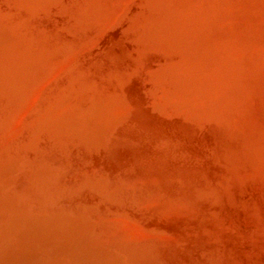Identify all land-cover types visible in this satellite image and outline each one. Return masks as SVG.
I'll return each instance as SVG.
<instances>
[{"label": "bare ground", "instance_id": "1", "mask_svg": "<svg viewBox=\"0 0 264 264\" xmlns=\"http://www.w3.org/2000/svg\"><path fill=\"white\" fill-rule=\"evenodd\" d=\"M10 1H8V3ZM16 1L18 2L17 4L25 2V0H14V2ZM46 1L45 2L48 3L49 0ZM58 1L57 3L55 2V4L61 6ZM67 1L70 2V0ZM79 1L80 3L84 1V5L87 3L86 7L88 8L89 5L96 0ZM97 1L102 2L101 0ZM45 2L42 1L40 4L37 3V5H41L42 7L43 5H47L45 8L43 7L47 9L49 3L44 4ZM51 2L52 1H50V3ZM110 2L113 3V1ZM121 2L117 5H121ZM136 2H133V4L136 3L135 5L132 4L127 9L124 8L123 11L121 10L122 8L115 3L114 8H116V10L114 14L117 15H115L116 17H112L113 23L108 24L107 27H104L105 24L102 23L103 29H101V27H99L100 25L97 27L94 24L97 21L95 20L93 24L97 28H100L96 29V31L91 28L92 25H88L90 22H88L86 26L84 25L88 20L85 22L83 21V23L81 22V20L87 19L82 17V15H84L83 10L81 12V14L83 13L82 15H78L75 11L78 16H73V19L69 16L68 19L66 18L67 20L65 17H62L63 20H56V24H54L58 28L57 32H51V30H49V35L53 34L52 38L49 35V38H45L47 35L42 29L43 22L41 23L38 18H36L35 21L31 18L30 20L28 17H31L32 13H28V11V16L26 18L27 24L23 26L24 31L22 30L23 35L26 34V38L24 37L25 40L20 42L17 41L18 38L15 40L14 31L9 29V22H7V24H9L8 29L6 27L4 29L0 26V264H227L237 247L236 245L240 243H235L231 240V238L224 234V230H221L216 223V218L218 216L217 210L222 207L220 201H222L223 195H221L220 190H225V188L228 189V186L234 181L242 182L256 172V169H258L254 164L256 157L254 158V156L247 153L253 157L254 161L252 162V159L249 160L248 157L245 158V156L242 155L243 152L242 154H229L228 151H230V149L228 151L226 150L228 154L223 156V165L220 164L227 172L225 173V179L223 180V176L221 175L220 180L223 181L215 188L209 189V187H200L199 180L201 181V178L205 180L203 179L204 176H209V173H207V175L205 174L206 169L214 168V166L217 165V163H212L216 157L215 152L213 151V153L211 150L203 148V146L201 147L200 145L203 141L200 142L201 144L199 143L200 145L186 141L184 137L182 138V136H180L179 130L172 128L168 123L171 116L161 115L162 113H159L161 108L158 109L157 112V109L153 110L150 107L149 102L146 100L149 96H139L130 89H123V94L120 92V85L118 86V84L121 83L117 81L121 73L117 65L121 63L120 60L122 61L118 53L119 46L121 45L120 41L123 36L128 38L131 33L130 31H135L137 28L139 29L138 32L140 35L146 36L150 41L151 39L157 38L162 39L163 42L165 41L166 46L170 47H166L168 50L175 48L176 44L181 47L178 49L181 54L178 53L179 55H174L176 56L175 62L172 61L169 56L170 59L164 55L166 60L169 59L174 63H170V61V64L168 63L167 66H165L166 60H163L164 67L167 68L163 69L161 66L156 65V67H158L154 69L158 70L161 67L163 71L160 69V74H164L166 77L168 73L166 70L172 68L174 65V67L183 69L184 71L186 69L187 73L190 75L192 74L191 76L196 79V84L191 86L193 90L189 91V93L191 92V95H193L191 96L192 100H190H194L190 102L191 106L188 105L191 107V110L187 112L190 113L189 115L191 117L188 118L185 116L188 114L185 110L186 114H182L185 121L188 119L191 120V118H206L219 123H226L228 115H233L234 113H231L237 111L239 105H242L241 102H245L248 93L247 96L245 95L246 98H244L243 102L244 85L242 86L238 80H235L236 75L233 73L225 76L222 73L217 74L216 71L217 75L213 73L212 75L209 74V70L207 71L202 67L198 68V63L203 60L207 49L206 47H202V50L196 52V50L192 48L189 49L193 47L191 42L188 43L189 45L186 43L187 39L189 40L190 38L193 39L196 37L202 25H210L211 22L214 21L210 17L214 9L211 7L212 10L210 9L211 12L209 11V13H211L210 16L208 13H204V15L201 13L203 17H200L199 10V12L195 13L193 12L195 9L190 11L186 8V5L185 7L181 5V7L185 8H183L184 10L178 6L180 7L179 9H181V13L180 11H176L175 5L177 4V0H138ZM196 2L197 1H193V4ZM1 3H3L4 7V4L7 2ZM30 3L26 4L29 6ZM53 3L51 4L54 7ZM97 3L98 2H96V4ZM213 3L216 2L213 1ZM31 4L30 6L32 7ZM69 4H71V2ZM179 4H181V1ZM9 6L10 5H8V8ZM63 6L65 8L67 4ZM69 6L70 5H68V8L64 9L62 15H66V13L67 15L74 14V12H69L70 14H68L66 11L70 9ZM91 6H93V3ZM202 6L203 5H201V7ZM15 7L17 6L15 5ZM18 7L20 6L18 5ZM49 7L47 10L50 11ZM56 7L54 8L57 9ZM62 7H58L60 11H62ZM78 7L80 6L78 5ZM223 7L224 6H220V9L225 8ZM110 8L111 6H109V10ZM205 8L203 7L204 10H206ZM19 9H14V11H16L13 13V16L16 17L15 19H18V21L19 19L24 20L27 15L24 13L26 6ZM77 9L78 8H75V10ZM80 9L83 8H79V10ZM105 9L106 6L103 9L104 12ZM9 11L11 13V10ZM80 11H78L79 14ZM234 11L235 10H233V12ZM3 12L8 13L6 10ZM182 12L184 13L182 14ZM47 13L51 14V11ZM53 13H56V10L55 12L53 11ZM102 13L103 12H101V14ZM240 13L242 14V12ZM224 14H227V12ZM46 15L48 14H45L44 17H46ZM88 15H90V13H88ZM103 15L101 18H103ZM111 15H113V13ZM214 15L212 17H214ZM46 18L49 19L50 17ZM89 18L91 19L92 17L90 16ZM112 18L110 16V19ZM170 18L174 21L177 20L176 24L179 22L182 23L180 26H183V28L181 27L182 29H180L184 34L176 35L178 30H175V33L171 32L170 29L173 28L170 24ZM52 19L54 18L52 17ZM52 19L50 20L53 21ZM95 19L100 18L96 17ZM0 22H3V20ZM102 22L105 23V21ZM3 23L6 24V21L4 20ZM213 23L214 22H212V24ZM13 24L14 23H12V25ZM173 24L175 25L174 22ZM214 25L215 24H213V26ZM39 26H42L41 30H43V32L40 31V28H38ZM175 26L177 28L179 27L177 25ZM175 26H173L174 29H176ZM17 28L18 27L14 29L18 30ZM51 28L53 27L51 26ZM205 28L206 27H204V29ZM213 28L215 29V26ZM20 29L18 32H20ZM223 29L225 30V28ZM201 32H203V29ZM233 32L231 30V33ZM247 32L249 33V30H247ZM223 33L224 32H222V35ZM16 37L18 36L16 35ZM135 38L136 36L134 39ZM148 39L146 40L147 42ZM196 39L193 43L198 44L196 42L199 38L197 37ZM208 39L206 36L205 41H209ZM158 41L160 43V40ZM158 41L155 42L158 43ZM199 41H202V39ZM153 42L151 43L153 44ZM227 42L228 41H226V44ZM233 42L236 44L235 39ZM233 42L232 45H234ZM143 44L145 45L146 43ZM228 44L230 45V42H228ZM163 45L161 46L163 47ZM163 48H165V46ZM166 48L163 50L166 51ZM194 48L196 47L194 46ZM154 49L155 48H153L152 51H154ZM188 49L191 55H189V52H186L187 54L189 53L188 55L185 53ZM262 49L264 48H261V50ZM157 50L159 52V49ZM157 50H155V53ZM215 50H219V48ZM235 50L236 48H233V50L231 49L233 52ZM223 52H226L225 49ZM141 53L143 54V51ZM170 53L173 54L172 51ZM174 53L177 54L176 51ZM254 53L257 52L255 51ZM163 54L164 53H162V55ZM231 54L229 53L230 58L232 57ZM146 58L149 59L147 56ZM256 58L254 59L258 60V57ZM262 59L263 57L261 60ZM209 60L211 61L208 57V61ZM205 61L207 63V60ZM159 62L160 60L158 64ZM237 62L239 63V61ZM210 64L211 63H208L207 65L210 66ZM229 65L233 69L234 65L232 66L230 63ZM144 66H146V63ZM150 66L152 65L150 64ZM208 66L205 67L209 68ZM226 69L229 70V68ZM212 70L215 69H211V71ZM184 71L182 72L184 73ZM229 72L231 71L229 70ZM187 73L185 71L184 75ZM160 74L158 75L159 77ZM133 76L135 77V75H132V77ZM136 77L138 78L137 75ZM173 77L175 76L173 75ZM243 78L241 77L240 80ZM236 79H238V77ZM127 80L131 82L130 79ZM152 80L154 81V78ZM128 81L125 84H128ZM160 83H162V81ZM190 83L193 84V81H190ZM187 85L188 84H186V86ZM157 86L155 88H157ZM163 87L162 89H164ZM159 88L161 87L159 86ZM198 89L205 91L199 94L198 92L201 91ZM159 91H161V89ZM120 95H123V98ZM182 95L185 94L182 93ZM175 102L173 104H176ZM246 106L250 108L249 104ZM241 109L243 108L239 110ZM192 110H195V113L191 112ZM238 114L240 115V113H237V117L239 116ZM178 115L180 117V114ZM241 116L242 115H240V117ZM260 119L262 120L261 117ZM177 120H180V118ZM229 121L230 120H228V122ZM248 121L249 123L251 122V120ZM200 123L203 122L200 121ZM258 125H260V123ZM254 126L252 124L251 128H254ZM230 127L228 129L225 128V131L227 132ZM233 127L235 128V126ZM202 130H204V128ZM212 130H214V128H212ZM262 130L257 131L264 132V129ZM221 134L222 133L219 135ZM193 136L195 137V134ZM226 136L228 139V134ZM228 142H231V140ZM232 143L233 142H231V144ZM241 144L242 143L239 145ZM228 146L227 144V147ZM261 148L258 147L259 150H261ZM240 149L238 148V150ZM226 151L224 152L226 153ZM203 172L204 174H202L203 176L201 177V173ZM253 175L256 176L257 174L255 173ZM217 176L218 175H216V177ZM260 181L262 182V180ZM206 182L208 181L206 180ZM235 190H237V188ZM234 196H237V194H234ZM227 200L228 199L224 201L228 203ZM226 203L225 205H227ZM217 206L220 207L218 208ZM230 207L232 208V206ZM246 207L244 206V208ZM251 212L253 213V211ZM251 212L249 215L252 214ZM222 214L224 215V213ZM257 214L254 213V215ZM241 215H244V212ZM221 219L219 220L220 222L223 221H221ZM242 220H244V218ZM260 223L261 222H259V226L262 225ZM250 224L253 225L252 222ZM230 226H232L231 223ZM226 229L228 230V228ZM238 229L239 228L236 230ZM233 230L231 229V231ZM258 230L260 229L258 228ZM229 233L231 232L229 231ZM233 233L234 232H232V234ZM235 233L237 234V231ZM239 234H241V232L237 235ZM247 236L250 238L254 237ZM257 239L259 238L257 237ZM239 241L242 240L239 239ZM251 241L252 239L250 240V244L253 246L254 244ZM242 242H244V240ZM261 242L264 241L261 240ZM238 260L239 259H237V261ZM244 260L246 261L247 259Z\"/></svg>", "mask_w": 264, "mask_h": 264}, {"label": "rangeland", "instance_id": "2", "mask_svg": "<svg viewBox=\"0 0 264 264\" xmlns=\"http://www.w3.org/2000/svg\"><path fill=\"white\" fill-rule=\"evenodd\" d=\"M1 2H7L8 3V1H10V0H7V1H5V0H0ZM42 1L43 2H45L46 0H25V2L24 3H22V4H24L25 6H26V9H25V12H24V9H23V12L25 13V15L27 14V11H28V13H32V15H31V17L29 16L28 18L30 19H32V20H36V18H38L39 19V21H41V23H42V26H43V28H42V26H39L38 28H40V31H42L43 32V30H44V33L47 35L45 38H49V36L52 38L53 37V34H50L49 35V30H51V32H57V30H58V28L55 26V24H56V20L57 21H59V20H63V18L65 17V19L67 18L68 19V17L69 16H71L70 18H72L73 16H75V15H77V13H78V15H82L83 13H84V15H82V17H85V18H87V19H83V20H81V22L83 23V21L85 22V21H87L84 25L86 26L87 24H88V22H90V24H88V25H92L91 26V28L94 30V31H96V29H100V28H97L99 25V27H101V29H103L102 27H103V24H105L104 25V27L106 26L107 27V25L108 24H110V23H113V16H115V15H117V14H114V12H115V10H116V8H114L115 7V3L116 2H118V0H110V1H113V3L112 2H110L109 0H101L102 2H100V1H93L92 3H93V6H91L92 5V3L89 5V7L87 8L86 6H87V3L84 5L83 4V2H81L80 3V1L79 0H75V2H74V0L72 1V0H70V2H71V4H69L70 2L69 1H67V0H60V1H58V0H49L48 1V3H44V4H48L49 6H51L52 4L51 3H53L54 4V7H56L57 9H58V11H57V9H55L54 7H53V5L51 6V7H49L50 8V11H51V14L50 13H47V12H50L49 10H47L48 9V7H47V9H44L46 6L45 5H43V7L41 6V5H37V3L38 4H40V3H42ZM50 1H52L51 3H50ZM57 1H58V3H60L61 4V6H59L58 4H55V2L57 3ZM77 1H79V2H77ZM106 1V2H105ZM128 1L129 0H122V2H121V0H119V2H121V5H123V6H121V5H117V4H120L119 2L118 3H116V5L117 6H120L122 9V11H123V9L125 8V9H127L129 6H131L132 4H133V2H136V1H138V0H133V1H129V3H128ZM141 1V0H140ZM180 1H181V4H179L180 3ZM191 1V2H190ZM177 0V4L175 5V9H176V11H180V13H181V9H183L184 7H185V5H186V8H188L190 11H193L194 9H195V11H193V12H199L200 13V17L202 16L201 15V13L204 15V13H208L209 14V16H210V14L212 13V15L210 16L211 18H212V20H214V21H212V22H214L213 24H215L214 26H215V29L213 28L214 26H213V24H212V22H211V24L210 25H202L201 26V30L203 29V32H201V30L199 31V33L196 35V37L195 38H190L189 40L187 39V44L189 43V42H191L192 43V45H193V47H188L189 49H193V50H196V52L197 51H200V50H202V47H206V49H207V51H206V55L204 56V58H203V60L202 61H200L199 63H198V68H205V70H209V74H214V75H217V74H223V75H225V76H228V74H230V73H233L234 75H236V78L238 77V79H236L235 78V80H238L239 82H240V84L244 87L243 89H244V95H243V98H242V100H243V102H244V98H246V96H247V93H248V96H247V100L245 99V102L244 103H242L241 102V104L242 105H239V108L237 109V111L236 112H232L231 114H233V115H228V117H232V118H228L227 117V119H226V123H219V122H216V121H214V120H208V119H206V118H191V120H186L185 121V119H184V117L182 116V114H186V112L188 111V110H191V103L190 102H193V101H191L192 100V97L191 96H193V95H191V92L189 93V91L191 90H193V89H191V86H193L194 84H196V79L195 78H193L190 74H188L187 73V70L185 69V71H186V73L187 74H185L184 75V73H185V71L183 70V69H180V68H177V67H174V65H173V67L172 68H170V69H168V70H170V71H168V70H166L167 72H165V73H167V75H166V77H165V75L164 74H160L161 73V70L163 71V69H166L167 67H164V62H163V60L165 61L166 60V58H165V56L166 57H170L171 58V60L172 61H174L175 62V57L176 56H174V55H179V54H181L179 51H178V49L179 48H181L178 44H176L175 45V48H171V49H167V48H170V47H168V46H166V44H165V41L163 42V40L162 39H151V41H150V39H148L146 36V38L143 36V35H140V33L138 32L139 31V29H137L136 28V30L134 31V30H132V31H130L131 33H130V36L128 37V38H126L125 36H123V38L121 39V41H120V48H119V56H120V58L122 59V61L120 60V62L121 63H118V68H119V71H121V73H120V77H119V80H117L118 81V83H121V84H118V86L120 85V87H119V89H120V92H122V91H124L123 89H130L131 91H133V93H136V94H138L139 96H145L146 97V95H147V97L148 98H150V99H146L145 97V99L147 100V102H149V105H150V107L154 110V109H157V112H158V109H160L159 110V113L161 114V115H163V116H168V117H170L171 119V121L169 120L168 121V123L172 126V128H174V129H178L179 131V134H180V136H182V138L184 137V139L186 140V141H189V142H193V143H197L198 145H200L201 143L200 142H202L203 141V145L201 144L200 146L202 147L203 146V148H206V149H208V150H211L212 152L214 151L215 152V154H216V157H215V160H214V162H212V163H217V165L216 166H214V168H211V169H206V172H205V170H204V172H205V174L207 175V173H209V176H204V178L203 179H205V180H202V178H201V181L199 180V183H200V187H204V188H208L209 187V189L210 188H215V187H217V186H219L220 184H221V182L225 179L224 177L226 176V174L225 173H227L226 171H225V169H224V167H222L221 165H223V156H226L228 153L230 154H234V153H239V154H242V152H243V156H245V158H247L248 157V159L249 160H251L252 159V162L254 161V159H253V157L252 156H254V158L256 157V159H255V161H254V164L258 167V169H260V170H258V169H256V172H254L253 174H257L256 176H254L253 174L252 175H250V177L249 178H247V179H245V180H243V181H245V182H240V181H234L233 183H231V185L230 186H228L229 188L227 189V188H225V190L224 189H222V190H220L221 191V195H223V198H224V196H225V198L226 199H228L227 201H228V203H226V201H224V200H226L225 198L223 199L222 198V201H220L221 203H222V207H220V206H217L219 209L217 210V218H216V223H217V225H218V227L221 229V230H224V234L225 235H227L229 238H231V240H233L235 243H239V244H237L236 246V249H235V251L233 252V254L231 255V257H230V259L228 260V262H227V264H264V259H263V257H264V242H261V240L262 241H264L263 240V238H264V132H262L263 130L262 129H264L263 128V126H264V49H262L261 50V48H264V0H223V2H222V0L220 1V0ZM193 1L195 2V1H197L195 4H193ZM213 1H215L216 3H213ZM248 1V2H247ZM0 2V21H2L3 20V22H4V20L6 21V24H4L3 22H0V26L2 27V28H4L5 29V27L8 29V25L10 24V26H9V29L10 30H13L14 32V35H15V40H17V38H18V42H20V41H23V40H25V38H26V34H24L23 35V33H22V30H23V26H26V18H27V16H28V14L25 16V18H24V20H21V19H19V21H21V22H19L18 21V19H15L16 17H14L13 16V13L16 11H14V9H19V8H24L25 6L24 5H22L21 3H19V4H17L18 2L16 1V2H14V0H13V2H12V0L8 3V5H10L9 6V8H8V5H7V3L6 4H4V7H5V9H4V7H3V3H1ZM32 4H31V3ZM64 4H63V3ZM68 2V3H67ZM72 2H73V4L75 3V4H77V5H73L72 4ZM85 2H87V1H85ZM96 2H98L97 4H96ZM110 2V3H109ZM189 2V3H188ZM206 2V3H205ZM208 2H210V3H208ZM26 3H30L31 5H32V7L30 6V4H29V6L26 4ZM80 3V4H79ZM88 3H90V2H88ZM95 3V4H94ZM101 3H102V5H101ZM107 3V4H106ZM122 3H124V4H122ZM126 3H127V5H126ZM136 3H138V2H136ZM136 3H134L133 5H135ZM185 3V4H184ZM192 3V4H191ZM200 3H201V5H203L202 7H201V5H200ZM221 3V4H220ZM223 3H225V4H223ZM2 4V5H1ZM67 4V7L65 6V8H64V6L63 5H66ZM81 4H83V5H81ZM109 4V5H108ZM215 4H216V6H215ZM13 5H14V7H13ZM15 5L18 7V5L20 6V7H15ZM22 5V6H21ZM68 5H70L69 7H70V9L69 10H66L67 12H68V14H70L71 12L73 13L74 12V14L72 15H67V13H66V15L64 14V15H62L63 14V11H64V9H66V8H68ZM71 5H73V6H71ZM78 5L80 6V7H78ZM181 5H183L184 7H181ZM197 5V6H196ZM232 5H233V7H232ZM237 5V6H236ZM41 8H40V7ZM63 6V7H62ZM96 6V7H95ZM101 6H103V7H101ZM106 6V9H105V12H104V7ZM107 6H108V9H107ZM109 6H111V8H110V10H109ZM113 6V7H112ZM116 6V7H117ZM178 6H180L181 7V9H179L180 7H178ZM194 6H196V7H194ZM209 6V7H208ZM220 6H224L223 8L225 9H220ZM8 9H7V8ZM30 7H31V9H30ZM60 7H62V11H60L59 10V8ZM72 7V8H71ZM74 7V8H73ZM97 7H98V10H97ZM192 7V8H191ZM194 7V8H193ZM202 9H201V8ZM203 7L205 8V7H207L208 8V11H207V8H205L206 10H204L203 9ZM211 7L215 10H212L211 9ZM54 8V9H53ZM75 8H78L77 10H75ZM79 8H83V9H80L79 10ZM85 8V9H84ZM89 8H90V11H89ZM6 10L8 13H4L3 11L4 10ZM40 9H42V10H40ZM53 9V10H52ZM111 9H113V10H111ZM185 9V8H184ZM183 9V10H184ZM193 9V10H192ZM212 10V12H211V10ZM241 9H242V11H241ZM9 10H11V13H10V11ZM19 10H22V9H19ZM43 10H44V12H43ZM47 10V11H46ZM55 10H56V13H53V11L55 12ZM71 10H73V11H71ZM82 10H83V13L81 14V12H82ZM84 10H85V12H84ZM93 10V11H92ZM100 10H101V12H103L102 14H101V12H100ZM199 10V11H198ZM217 10V11H216ZM233 10H235L234 12H233ZM240 10V11H239ZM40 11H42V12H40ZM65 11V12H66ZM77 13H76V12ZM78 11H80V14H79V12ZM95 11V12H94ZM98 11V12H97ZM106 11H107V13H106ZM109 11V12H108ZM204 11V12H203ZM207 11V12H206ZM209 11L211 12V13H209ZM59 12V13H58ZM64 12V13H65ZM70 12V13H69ZM227 12V14H224V13H226ZM240 12H242V14L240 13ZM263 12V13H262ZM2 13V14H1ZM17 13V12H16ZM34 13V14H33ZM36 13V14H35ZM52 13H53V15L55 16H53L52 15ZM87 13V14H86ZM88 13H90V15H88ZM98 13V14H97ZM101 15H100V14ZM109 13V14H108ZM113 13V15H111ZM174 13H175V11H174ZM184 12H182V14H183ZM223 13V14H222ZM4 14H7V15H4ZM10 14V15H9ZM45 14H48V15H46V17H50L49 19L48 18H46V17H44L45 16ZM106 15V16H104V15ZM215 14V15H214ZM4 15V16H3ZM18 15H20V14H18ZM17 15V16H18ZM36 15V16H35ZM60 15H62V16H60ZM77 15V16H78ZM102 15H103V18H101L102 17ZM214 15V17H215V19L217 20H215L214 19V17H212ZM218 15V16H217ZM219 15H220V17H219ZM224 15V16H223ZM229 15H231V16H229ZM2 16V17H1ZM6 16V17H5ZM32 16H34V17H32ZM43 16V17H42ZM54 18V19H52V17ZM58 16V17H57ZM87 16V17H86ZM92 17L91 19L89 18V17ZM109 16V17H108ZM110 16H111V18L112 19H110ZM11 17V18H10ZM63 17V18H62ZM76 17V16H75ZM94 17V18H93ZM96 17H99L100 19H95ZM106 17V18H105ZM116 17V16H115ZM203 17V16H202ZM2 18V19H1ZM4 18V19H3ZM15 20H14V19ZM19 18V17H18ZM42 18V19H41ZM45 18H46V20H45ZM172 18H173V16H172ZM219 20H218V19ZM30 19V20H31ZM48 19V20H47ZM50 19H52L53 21H51ZM66 19V20H67ZM73 19V18H72ZM71 19V20H72ZM93 19V20H92ZM102 19V20H101ZM110 19V20H109ZM201 19H203V18H201ZM263 19V20H262ZM10 20V21H9ZM11 20H13V21H11ZM16 20H17V22H16ZM91 20V21H90ZM95 20H97L96 22H95ZM99 20V21H98ZM101 20V21H100ZM173 19H171L170 18V24H171V27L173 28V29H170L171 30V32L172 33H175V30H178V32H176V35H178V34H184V32H181V29L183 28V26H180V25H182V23H177L176 24V21L177 20H173ZM45 21H46V23H45ZM51 21V22H50ZM73 21V20H72ZM93 21L95 22L94 24L97 26H95L94 24H93ZM102 21H105V23L104 22H102ZM219 21V22H218ZM7 22H9V24H7ZM11 22V23H10ZM24 22V23H23ZM53 22V23H52ZM99 22H101V23H99ZM173 22L175 23V25H177V26H179L178 28L173 24ZM217 22V23H216ZM228 22V23H227ZM230 22H231V24H230ZM237 22V23H236ZM12 23H14L13 25H12ZM16 23V24H15ZM21 23V24H20ZM50 23H52V24H50ZM55 23V24H54ZM98 23V24H97ZM103 23V24H102ZM222 25H221V24ZM234 23V24H233ZM2 24V25H1ZM25 24V25H24ZM44 24H45V26H44ZM217 24H219V25H217ZM7 25V26H6ZM12 25V26H11ZM22 25V26H21ZM228 25V26H227ZM47 26V27H46ZM51 26L53 27V28H51ZM173 26H175L176 27V29H174V27ZM213 26V27H212ZM218 26H219V28H218ZM16 27H18L17 29L19 30L20 28V32H18V30H16V29H14V28H16ZM59 27V26H58ZM95 27V28H94ZM182 27V28H181ZM204 27H206L205 29H204ZM221 27V28H220ZM232 27H235V28H232ZM41 28L43 29V30H41ZM87 28V27H86ZM88 28H89V26H88ZM181 28V29H180ZM217 28H218V30H219V32H218V30H217ZM223 28H225V30L223 29ZM228 28V29H227ZM185 29V28H184ZM214 29V30H213ZM232 30V32H233V30H234V32L233 33H231V30ZM247 30H249V33L247 32ZM24 31V30H23ZM212 32V33H211ZM217 32H218V35L220 36H218L217 35ZM222 32H224L223 33V35H222ZM229 32V33H228ZM129 33V32H128ZM227 33V34H226ZM242 33V34H241ZM135 34V35H134ZM201 36H200V35ZM204 34V35H203ZM209 34V35H208ZM230 34V35H229ZM243 36H241V35ZM248 34V35H247ZM16 35L18 36V37H16ZM22 35V36H21ZM49 35V36H48ZM52 35V36H51ZM138 35V36H137ZM136 36V38L134 39V37ZM143 36V37H142ZM179 36H182V35H179ZM204 36V37H203ZM207 36V39L210 41V43H209V41H205V37ZM247 36V37H246ZM25 37V38H24ZM125 37V38H124ZM199 38L198 39V41L196 42V43H198V44H195V43H193L194 41H196L197 39L196 38ZM202 37V38H201ZM218 37V38H217ZM222 37V38H221ZM225 37V38H224ZM231 37V38H230ZM138 38V39H137ZM155 38V37H154ZM224 38V39H223ZM238 40H237V39ZM124 39V40H123ZM148 39V42L146 41ZM196 39V40H195ZM202 39V41H199V40H201ZM219 39V40H218ZM221 39V40H220ZM235 39V42H236V44H234V42H233V40ZM241 39V40H240ZM248 39V40H247ZM126 40H127V42H126ZM131 40V41H130ZM153 40H154V42L156 41H158V40H160V43H161V45H163V47L165 46V48H166V51H164L165 50V48H163L161 45H160V43H159V41H158V43H156L155 42V44H154V42H153ZM224 40V41H223ZM129 41H130V43H129ZM146 41V42H145ZM226 41H228V42H230V45L228 44V42H227V44H226ZM132 42V43H131ZM134 42V43H133ZM151 42H153V44L151 43ZM224 42V43H223ZM232 42H233V44L234 45H232ZM136 43V44H135ZM143 43H146L145 45L143 44ZM148 43V44H147ZM190 43V44H191ZM199 43H202V44H199ZM216 43V44H215ZM123 44H124V46H123ZM132 44V45H131ZM135 44V45H134ZM144 46H143V45ZM149 44H150V46L152 47H150L149 46ZM183 44V43H182ZM185 44V43H184ZM186 44V45H187ZM207 44V45H206ZM222 44V45H221ZM137 45V46H136ZM140 45V46H139ZM159 45V46H158ZM189 45V44H188ZM187 45V46H188ZM201 45V46H200ZM204 45V46H203ZM212 45V46H211ZM218 45V46H217ZM229 47H228V46ZM121 46H122V48H121ZM136 46V47H135ZM142 46V47H141ZM149 46V47H148ZM156 46V47H155ZM185 46V45H184ZM186 46V47H187ZM194 46L196 47V48H194ZM212 48H211V47ZM215 46H216V48H215ZM222 46V47H221ZM224 46H226L227 47V49H226V47H224ZM251 46V47H250ZM124 47H125V49H124ZM183 47V46H182ZM214 47V48H213ZM219 48V50H215V49H218ZM258 47H259V49H258ZM145 48V49H144ZM153 48H155L154 49V51H152L153 50ZM161 48V49H160ZM228 48H230V49H228ZM233 48L235 49L236 48V50L233 52V51H231V49L233 50ZM238 48H240V49H238ZM132 49H134V50H132ZM135 49H137V50H135ZM141 49H144V50H141ZM157 49H159V52H158V50ZM164 49V50H163ZM175 49V50H174ZM184 49H185V47H184ZM189 49L188 50H186L185 51V53L186 52H189L190 53V51H189ZM210 49V50H209ZM221 49V50H220ZM225 49V51L226 52H223V50ZM246 49H247V51H246ZM133 52H132V51ZM141 50V51H140ZM155 50H157L156 51V53H155ZM162 50H163V52H162ZM169 52H168V51ZM173 52V54L172 53H170L171 51ZM227 50H228V52H227ZM230 50V51H229ZM242 50V51H241ZM259 52H258V51ZM129 51H130V53H129ZM143 51V54L141 53ZM176 51V53L177 54H175L174 52ZM210 51V52H209ZM214 51V52H213ZM257 52L259 55H260V57L262 58L263 57V59L261 60V58L259 57V55L257 54V53H254V52ZM126 52H128V53H126ZM154 52V53H153ZM158 52V53H157ZM166 52H167V54H166ZM222 52V53H221ZM241 52V53H240ZM161 53V54H160ZM162 53H164L163 55H162ZM168 53H170V54H168ZM179 53V54H178ZM188 53V54H189ZM204 53V52H203ZM208 53V54H207ZM226 53V54H225ZM229 53L231 54V53H233V54H231L232 55V57L233 58H235V57H237L238 58V60H237V58H235V59H233L232 57L230 58V55H229ZM123 54V55H122ZM130 54H131V56H130ZM150 54H152V55H150ZM187 54V53H186ZM187 54V55H188ZM218 54V55H217ZM227 54H228V56H227ZM243 54V55H242ZM250 54V55H249ZM162 56V57H160V56ZM165 55V56H164ZM189 55H191V53L189 54ZM227 57H226V56ZM240 55V56H239ZM253 55V56H252ZM122 56V57H121ZM128 56H130V57H128ZM134 57V59H133V57ZM142 56V57H141ZM146 56L149 58V59H147L146 58ZM152 56H153V58H152ZM212 56V57H211ZM220 58H219V57ZM160 57V58H159ZM168 57V58H169ZM208 57L211 59V61L209 60L208 61ZM216 57V58H215ZM224 57H226V58H224ZM256 57H258V60H256L257 58ZM163 58H165V59H163ZM169 58V59H170ZM174 58V59H173ZM220 59V60H218V59ZM254 58H256V59H254ZM260 58V59H259ZM129 59V60H128ZM130 59H131V61H130ZM147 59V60H146ZM169 59H167L166 61H165V66H167V64L171 61V60H169ZM214 59H216V60H214ZM227 61H226V60ZM240 59V60H239ZM250 61H249V60ZM252 59H253V61H252ZM141 60V61H140ZM152 60V61H151ZM160 60V62H159V64H158V61ZM205 60H207V63H206V61ZM218 60V61H217ZM170 62V63H174V62ZM216 61V62H215ZM219 61H220V63H219ZM237 61H239V63L237 62ZM249 61V62H248ZM126 62V63H125ZM204 62V63H203ZM218 62V63H217ZM254 62H255V64H254ZM257 62V63H256ZM128 63V64H127ZM145 63H146V66H144L145 65ZM152 65V66H150V64ZM155 63H157V64H154ZM162 63V64H161ZM169 63V64H170ZM208 63H211L210 64V66H208L207 64ZM215 63H217V64H215ZM224 63V64H223ZM228 63V64H227ZM229 63L233 66V69L231 68V66L229 65ZM120 64V65H119ZM133 64V65H132ZM135 64V65H134ZM201 66H200V65ZM213 64V65H212ZM227 64V65H226ZM245 64V65H244ZM253 64H254V66L255 67H257V68H255L254 66H253ZM263 64V65H262ZM130 65H131V67H130ZM143 65V66H142ZM156 65H158V66H161L158 70H160V71H158L157 69H154V68H157L156 67ZM207 67H209V68H206L205 66ZM223 65V66H222ZM200 66V67H199ZM227 66V67H226ZM247 66V67H246ZM121 67V68H120ZM142 67V68H141ZM219 67V68H218ZM222 67V68H221ZM249 67V68H248ZM254 67V68H253ZM262 67V68H261ZM126 68V69H125ZM136 68H137V73H136ZM144 68V69H143ZM177 70H176V69ZM218 68V69H217ZM226 68H229V70L231 71V72H229V70H227ZM241 68V69H240ZM132 71H131V70ZM138 69H140V70H138ZM175 69V71L173 72V70ZM211 69H215V70H212L211 71ZM249 69V70H248ZM251 69V70H250ZM125 70V71H124ZM153 70V71H152ZM204 70V69H203ZM204 70V71H205ZM225 70V71H224ZM248 72H247V71ZM263 70V71H262ZM144 71V72H143ZM182 71H184V73L182 72ZM216 71H217V74H216ZM155 72V73H154ZM180 72V73H179ZM206 72V71H205ZM245 72V73H244ZM141 73H143V74H141ZM144 73H146V74H144ZM174 73V74H173ZM177 75H176V74ZM181 73H183V74H181ZM242 73V74H241ZM250 73V74H249ZM125 74H127L128 76L129 75H135V77H136V75L138 76V78L136 77H132V75L131 76H127V75H125ZM149 74V75H148ZM160 74V77L158 76ZM171 74H172V76H171ZM206 74H207V72H206ZM212 74V75H213ZM249 74V75H248ZM139 75H140V78H139ZM147 75V76H146ZM156 75V76H155ZM173 75L175 76V77H173ZM188 75V76H187ZM243 78L242 80H240L241 79V77ZM260 75V76H259ZM155 76V77H154ZM183 78H182V77ZM185 76H187V77H185ZM191 76V77H190ZM205 76V75H204ZM251 76H253V77H251ZM255 76V77H254ZM142 77V78H141ZM150 77H151V79H150ZM163 77V78H162ZM165 77V78H164ZM173 77V78H172ZM180 77V78H179ZM147 78V79H146ZM154 78V81L152 80ZM158 78H159V80H158ZM176 78V79H175ZM187 78V79H186ZM251 78H253V79H251ZM126 81H125V80ZM127 79H130L131 80V82L130 81H128ZM138 79V80H137ZM144 79H145V81H144ZM162 79H164V80H162ZM180 79V80H179ZM184 79H185V81H184ZM149 80H150V82H152V83H150L149 82ZM179 82H178V81ZM186 80H187V82H186ZM127 81H128V84H125V83H127ZM162 81V83H160ZM166 81V82H165ZM172 81V82H171ZM177 81V82H176ZM181 81V82H180ZM190 81L192 82L193 81V84L192 83H190ZM138 82V83H137ZM143 82V83H142ZM148 82V83H147ZM182 82H184V83H182ZM253 82V83H252ZM256 84H255V83ZM124 83V84H123ZM163 83H164V85H163ZM176 83V84H175ZM178 83V84H177ZM249 83V84H248ZM260 83V84H259ZM143 84V85H142ZM145 84V85H144ZM156 84V85H155ZM160 84V85H159ZM182 84H184V85H182ZM186 84H188L187 86H186ZM192 84V85H191ZM128 85V86H127ZM147 85V86H146ZM158 85V86H157ZM164 87H163V86ZM190 85V86H189ZM199 85V84H198ZM125 86V87H124ZM141 86H143V87H141ZM157 86V88H155ZM159 86L161 87V88H159ZM178 86V87H177ZM182 86V87H181ZM200 86V85H199ZM162 87L164 88V89H162ZM175 87V88H174ZM184 87V88H183ZM142 88H143V90H142ZM153 88V89H152ZM155 88V89H154ZM179 88V89H178ZM186 88V89H185ZM161 89V91H159ZM173 89V90H172ZM175 89V90H174ZM142 90V91H141ZM146 90V91H145ZM152 90V91H151ZM179 90V91H178ZM199 91H201V92H198L199 94H201L203 91H205V90H202V89H198ZM141 91V92H140ZM183 91V92H182ZM252 91H254V92H252ZM119 92V93H120ZM167 92V93H166ZM123 94H124V92H122ZM122 93H120V94H122ZM142 93V94H141ZM146 93V94H145ZM148 93V94H147ZM157 93H158V95H157ZM162 93V94H161ZM170 93V94H169ZM182 93L183 94H185V95H182ZM193 93V92H192ZM194 93L196 94V92L194 91ZM126 94V93H125ZM164 94V95H163ZM172 94V95H171ZM180 94V95H179ZM189 94V95H188ZM204 94V93H203ZM256 96H255V95ZM258 94V95H257ZM166 95V96H165ZM182 95V96H181ZM246 95V96H245ZM121 96V95H120ZM123 96V95H122ZM121 96V97H122ZM125 96V95H124ZM171 96V97H170ZM174 96V97H173ZM253 96V97H252ZM257 96H258V99H257ZM260 96V97H259ZM184 99H183V98ZM252 97V98H251ZM263 99H262V98ZM123 98V97H122ZM161 98V99H160ZM177 98V99H176ZM176 99V100H175ZM191 99V100H190ZM262 99V100H261ZM168 100V101H167ZM186 100V101H185ZM190 100V101H189ZM175 101H177V102H175ZM247 101V102H246ZM150 102H152V103H150ZM176 103V104H173V103ZM252 102V103H251ZM181 103V104H180ZM187 103V104H186ZM249 104V107L250 108H247L248 106H246V105H248ZM260 103V104H259ZM185 104V105H184ZM245 104V105H244ZM258 104V105H257ZM176 105V106H175ZM188 105H190V106H188ZM244 105V106H243ZM252 105V106H251ZM190 108H188V107ZM242 106V107H241ZM261 106H262V108H261ZM163 107V108H162ZM176 109H175V108ZM185 107V108H184ZM256 107V108H255ZM240 108H243V109H241V110H239ZM247 108V109H246ZM254 108V109H253ZM167 111H166V110ZM177 109H178V111H177ZM182 109H184V110H182ZM256 109V110H255ZM185 110H186V112H185ZM245 110V111H244ZM156 111V110H155ZM195 110H192L191 112H194ZM251 111H253V112H251ZM262 111V112H261ZM176 112V113H175ZM185 112V113H184ZM188 112H190V111H188ZM187 112V113H188ZM165 113V114H164ZM195 113V112H194ZM237 113H240V115H242L241 117H240V115L237 117ZM243 113V114H242ZM256 113V114H255ZM171 114V115H170ZM174 114V115H173ZM177 114V115H176ZM178 114H180V117H179V115ZM190 113H188L187 115H185V116H187L188 118H190L191 116L189 115ZM173 116H175V117H173ZM236 116V117H235ZM239 117H240V119H239ZM244 117V118H243ZM260 117L262 118V120L260 119ZM173 118V119H172ZM178 118H180V120H177ZM247 118V119H246ZM249 118V119H248ZM184 120V121H182V120ZM204 121H203V120ZM206 119V120H205ZM242 119H243V121H242ZM228 120H230L229 122H228ZM232 120V121H231ZM233 120H235V121H233ZM248 120H251V122L249 123V121ZM180 121V122H179ZM200 123V121L201 122H203V123H200V125H199V123ZM209 121V122H208ZM258 121V122H257ZM178 122V123H177ZM182 122V123H181ZM193 122V123H192ZM206 122H207V125H206ZM212 122H214V123H212ZM242 122V123H241ZM247 122H248V124H247ZM253 122V123H252ZM198 123V124H197ZM217 123H218V125H217ZM234 123V124H233ZM246 123V124H245ZM260 123V125H258ZM182 124V125H181ZM184 124H186V125H184ZM189 124V125H188ZM212 124V125H211ZM221 126H220V125ZM223 124V125H222ZM230 124H231V127H230ZM252 124H253V126H254V128L252 127L251 128V126H252ZM192 125V126H191ZM206 125V126H205ZM209 125H210V127H209ZM225 125H226V127H225ZM250 125V126H249ZM262 125V126H261ZM175 126H177V127H175ZM188 126V127H187ZM195 126H197V127H195ZM203 126H205V127H203ZM222 128H220V127ZM223 126V127H222ZM228 126V127H227ZM233 126H235V128L233 127ZM244 126V127H243ZM247 126V127H246ZM186 127V128H185ZM204 128V130H202L203 128ZM209 127V128H208ZM217 129H216V128ZM230 127V129L226 132L225 131V128H229ZM238 127V128H237ZM250 127V128H249ZM182 128H183V130H182ZM212 128H214V130H212ZM243 128H244V130H243ZM187 129H188V131H187ZM252 129V130H251ZM190 130V131H189ZM199 131V133H198V131ZM202 130V131H201ZM208 131V133H207V131ZM211 130V131H210ZM221 130V131H220ZM232 130V131H231ZM252 132H251V131ZM257 130H262V131H257ZM181 131V132H180ZM201 131V132H200ZM205 131V132H204ZM229 131H231V132H229ZM258 133H257V132ZM204 132V133H203ZM211 132V133H210ZM215 132V133H214ZM222 133L221 135H219L220 133ZM233 132V133H232ZM238 132V133H237ZM201 133H202V135H201ZM225 133H227L228 134V139H227V134H225ZM236 135H235V134ZM252 133H254V134H252ZM195 134V137L193 136ZM248 134V135H247ZM251 134H252V136H251ZM262 134V135H261ZM184 135H186V136H184ZM196 135H197V137H196ZM200 135V136H199ZM218 135V136H217ZM239 136V139H238V136ZM245 135V136H244ZM250 135V136H249ZM261 135V136H260ZM199 136V137H198ZM222 136V137H221ZM226 136V137H225ZM233 136V137H232ZM235 136V137H234ZM193 137V138H192ZM201 137V138H200ZM223 138V137H225V138H223V139H227V140H223V139H221V138ZM229 137H230V140H231V142H233L232 144H231V142H228V141H230L229 140ZM232 137V138H231ZM255 137V138H254ZM195 138V139H194ZM233 138H234V140H233ZM221 139V140H220ZM236 139V140H235ZM218 140V141H217ZM253 140V141H252ZM238 141V142H237ZM251 141V142H250ZM209 142V143H208ZM229 145L228 147H227V144ZM235 142H237V143H235ZM246 142V143H245ZM256 142V143H255ZM261 142V143H260ZM200 143V144H199ZM216 143V144H215ZM220 143V144H219ZM221 143H225V144H221ZM240 143H242L241 145H239ZM253 143V144H252ZM205 144H206V146H205ZM231 144V145H230ZM236 144H237V147H236ZM248 144V145H247ZM209 145H210V147H209ZM225 145V146H224ZM233 145V146H232ZM235 145V146H234ZM220 146V147H219ZM240 146V147H239ZM253 146V147H252ZM227 147V148H226ZM250 147H252L251 149H249ZM258 147L259 148H261V150H259L258 149ZM210 148V149H209ZM214 148V149H213ZM221 148V149H220ZM223 148V149H222ZM236 148V149H235ZM238 148L240 149V148H242V149H240V150H242V151H240V150H238ZM230 149V151H228ZM233 149V150H232ZM220 150H222V151H220ZM228 151V153H227V151ZM238 150V151H237ZM250 151V153H249V151ZM224 151H226V153L224 152ZM234 151V152H233ZM241 153H240V152ZM245 151V152H244ZM248 151V152H247ZM263 151V152H262ZM213 152V153H214ZM252 152H254V153H252ZM250 154V155H252V156H250V155H248V154ZM256 153V154H255ZM244 154H246V155H244ZM220 159H221V161H220ZM219 163H218V162ZM263 162V163H262ZM214 164V165H215ZM219 164V165H218ZM221 164V165H220ZM261 164H263V165H261ZM259 166H260V168H259ZM221 167V168H220ZM218 169H219V171H218ZM208 170V171H207ZM203 171V170H202ZM211 171V172H210ZM218 171V172H217ZM225 171V172H224ZM263 171V172H262ZM201 172V171H200ZM204 172L203 173H201V177L203 176L202 174H204ZM214 172V173H213ZM218 173V174H217ZM261 173V174H260ZM216 175H218L217 177H216ZM221 175L223 176V180H220L221 179ZM256 177V178H255ZM262 177V178H261ZM253 178H254V182H253ZM216 179V180H215ZM249 179H250V181H249ZM206 180L208 181V182H206ZM212 180V181H211ZM218 180V181H217ZM260 180H262V182L260 181ZM204 181H205V183H204ZM240 183V185H239V183ZM252 182V183H251ZM206 183H208V184H206ZM212 183V184H211ZM245 183H247V184H245ZM249 184V185H248ZM203 185V186H202ZM213 185V186H212ZM238 185V186H237ZM254 185V186H253ZM235 186H237V187H235ZM239 187V188H238ZM237 188V190H235ZM244 188V189H243ZM260 189V190H259ZM224 190V191H223ZM228 190V191H227ZM244 191H245V193H244ZM253 191V192H252ZM226 192V193H225ZM231 192V193H230ZM235 192V193H234ZM241 192H242V194H241ZM230 193V194H229ZM234 194L236 195L237 194V196H234ZM247 194V195H246ZM258 194V195H257ZM248 198V199H247ZM256 198H257V200H256ZM230 199V200H229ZM235 199V200H234ZM251 199V200H250ZM240 200H241V203H240ZM231 201V202H230ZM245 201V202H244ZM220 203V204H221ZM225 203L228 205H225ZM232 203V204H231ZM234 203V204H233ZM249 203V204H248ZM251 203H252V205H251ZM219 204V205H220ZM229 204H230V206H232V208L234 209H232L230 206H229ZM256 204V205H255ZM260 205V206H259ZM239 206V207H238ZM241 206V207H240ZM243 206V207H242ZM244 206L246 207V208H244ZM238 207V208H237ZM250 207V208H249ZM228 208V209H227ZM231 208V209H230ZM240 208V209H239ZM250 210H249V209ZM253 208V209H252ZM260 208V209H259ZM243 210V212H244V215H241V214H243V212H242V210ZM247 209V210H246ZM239 210V211H238ZM248 210H249V212H248ZM221 211V212H220ZM224 211V212H223ZM231 211H233V212H231ZM251 211H253V213L251 212ZM259 211V212H258ZM220 212V213H219ZM242 212V213H241ZM252 213V214H250L249 215V213ZM222 213H224V215H226V216H224ZM229 213V214H228ZM254 213L255 214H257V215H254ZM260 213V214H259ZM228 214V215H227ZM221 215V216H220ZM252 215H253V217H252ZM223 216V217H222ZM255 216H256V218H255ZM220 217V218H219ZM228 217V218H227ZM251 217V218H250ZM259 217H260V219H259ZM221 218H223V219H221ZM235 218H236V220H235ZM244 218V220H246V221H244V220H242ZM221 219V221L223 222V224H222V222H220L219 220ZM225 219V220H224ZM238 219H240V220H238ZM250 219V220H249ZM263 219V220H262ZM255 220V221H254ZM228 221H229V223H228ZM244 222V223H243ZM252 222V224L253 225H251L250 223ZM259 222H261L260 224H262V225H260L259 226ZM219 223V224H218ZM227 223V224H226ZM230 223H231V225L232 226H230ZM233 224H234V227H233ZM246 224V225H245ZM255 225V226H254ZM257 225V226H256ZM221 226V227H220ZM225 226H227V227H225ZM229 226V227H228ZM237 226V227H236ZM239 226V227H238ZM224 227V228H223ZM231 227V228H230ZM263 227V228H262ZM226 228H228V230L231 232V233H229V231L226 229ZM237 228H239L238 230H236ZM258 228L261 230H258ZM262 228V229H261ZM231 229L233 230V231H231ZM257 229V230H256ZM241 230V231H240ZM254 230V231H253ZM237 231V234L239 233V232H241V234H239V235H237L235 232ZM246 231V232H245ZM256 231V232H255ZM263 231V232H262ZM232 232H234L233 234H232ZM260 232H262V233H260ZM261 234V236L263 237H261L260 236V234ZM236 234V235H235ZM233 235V236H232ZM247 235H249V236H254L253 238H255L256 236L259 238V239H257V237L255 238V239H253V238H250V237H248ZM234 236H236V237H234ZM239 236H240V238H239ZM242 236V237H241ZM244 236H245V238H246V236H247V238L245 239L244 238ZM238 237V238H237ZM261 237V238H260ZM237 238V239H236ZM242 238V239H241ZM248 238H249V240H248ZM239 239L240 240H244V242H242V241H239ZM252 239V241L251 242H253V246H252V244H250V240ZM260 240V241H259ZM247 241V242H246ZM248 241H249V243H248ZM246 242V243H245ZM259 242H261V243H259ZM241 243H242V245H241ZM261 244V245H259V244ZM251 246H250V245ZM256 244V245H255ZM257 244H258V246H257ZM240 245V246H239ZM242 249H244V250H242ZM251 250V251H250ZM259 250V251H258ZM261 250H263V251H261ZM251 253V254H250ZM255 253H257V254H255ZM260 253V254H259ZM236 254V255H235ZM259 254V255H258ZM200 255V254H199ZM243 255V256H242ZM245 255V256H244ZM235 256V257H234ZM248 257V258H247ZM255 257V258H254ZM251 258V259H250ZM237 259H239L238 261H237ZM244 259H247L246 261L244 260ZM241 260V261H240ZM251 260V261H250ZM236 261V262H235ZM244 261V262H243ZM254 261V262H253ZM259 261H260V263H259ZM235 262V263H234ZM243 262V263H242Z\"/></svg>", "mask_w": 264, "mask_h": 264}]
</instances>
